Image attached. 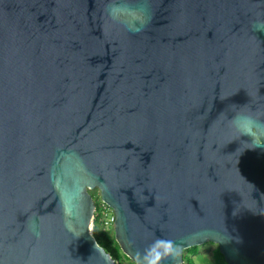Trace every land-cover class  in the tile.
<instances>
[{
    "label": "water",
    "instance_id": "obj_1",
    "mask_svg": "<svg viewBox=\"0 0 264 264\" xmlns=\"http://www.w3.org/2000/svg\"><path fill=\"white\" fill-rule=\"evenodd\" d=\"M264 264V0H0V264Z\"/></svg>",
    "mask_w": 264,
    "mask_h": 264
},
{
    "label": "trees",
    "instance_id": "obj_2",
    "mask_svg": "<svg viewBox=\"0 0 264 264\" xmlns=\"http://www.w3.org/2000/svg\"><path fill=\"white\" fill-rule=\"evenodd\" d=\"M92 235L96 239L97 243L103 247L104 250L114 259L115 264H135L121 252L113 234L111 232L102 230L95 221ZM197 252L198 246H192L185 249L183 251V264H195L192 255L196 254ZM213 254L215 264H227L217 246L214 248Z\"/></svg>",
    "mask_w": 264,
    "mask_h": 264
},
{
    "label": "built area",
    "instance_id": "obj_3",
    "mask_svg": "<svg viewBox=\"0 0 264 264\" xmlns=\"http://www.w3.org/2000/svg\"><path fill=\"white\" fill-rule=\"evenodd\" d=\"M98 194L97 199H93L95 203V208L93 210V215L90 221L89 230L92 233L94 221L97 222L98 226L107 232L114 233L115 227V213L114 210L105 203L101 197L100 193L97 190ZM93 197V195H92Z\"/></svg>",
    "mask_w": 264,
    "mask_h": 264
},
{
    "label": "rangeland",
    "instance_id": "obj_4",
    "mask_svg": "<svg viewBox=\"0 0 264 264\" xmlns=\"http://www.w3.org/2000/svg\"><path fill=\"white\" fill-rule=\"evenodd\" d=\"M91 195L93 199H97L98 192L97 190H91ZM216 247V244L211 242H206L198 246V252L192 255L195 264H215L213 250Z\"/></svg>",
    "mask_w": 264,
    "mask_h": 264
},
{
    "label": "flooded vegetation",
    "instance_id": "obj_5",
    "mask_svg": "<svg viewBox=\"0 0 264 264\" xmlns=\"http://www.w3.org/2000/svg\"><path fill=\"white\" fill-rule=\"evenodd\" d=\"M93 190H97V189H93Z\"/></svg>",
    "mask_w": 264,
    "mask_h": 264
}]
</instances>
